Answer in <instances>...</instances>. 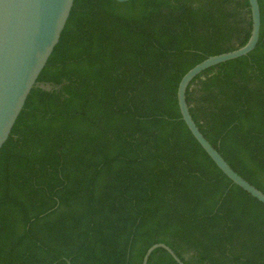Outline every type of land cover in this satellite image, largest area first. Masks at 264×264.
Returning a JSON list of instances; mask_svg holds the SVG:
<instances>
[{"label":"trees","instance_id":"trees-1","mask_svg":"<svg viewBox=\"0 0 264 264\" xmlns=\"http://www.w3.org/2000/svg\"><path fill=\"white\" fill-rule=\"evenodd\" d=\"M254 51L187 89L197 126L264 192V0ZM248 0H76L0 154V264H264V205L182 120V77L244 46ZM45 86L53 87L48 90ZM148 264H178L155 250Z\"/></svg>","mask_w":264,"mask_h":264},{"label":"water","instance_id":"water-1","mask_svg":"<svg viewBox=\"0 0 264 264\" xmlns=\"http://www.w3.org/2000/svg\"><path fill=\"white\" fill-rule=\"evenodd\" d=\"M126 3L131 0H115ZM76 0H0V154L11 137L26 102L57 49ZM252 28L241 48L211 56L190 69L181 79L177 100L182 120L217 167L246 193L264 205V192L240 176L208 141L194 121L187 101V89L205 70L247 56L255 50L261 31L258 0H248ZM45 87V85H42ZM157 249L167 251L178 264L184 262L168 245L150 247L142 261L148 264ZM68 264H71L68 261Z\"/></svg>","mask_w":264,"mask_h":264},{"label":"rangeland","instance_id":"rangeland-1","mask_svg":"<svg viewBox=\"0 0 264 264\" xmlns=\"http://www.w3.org/2000/svg\"><path fill=\"white\" fill-rule=\"evenodd\" d=\"M45 88L48 89V90H52L53 89V87H51V86H45Z\"/></svg>","mask_w":264,"mask_h":264}]
</instances>
